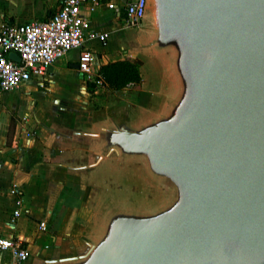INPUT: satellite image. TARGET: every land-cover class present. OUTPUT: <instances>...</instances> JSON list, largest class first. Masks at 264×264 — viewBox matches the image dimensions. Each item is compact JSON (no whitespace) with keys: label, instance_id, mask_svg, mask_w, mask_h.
Here are the masks:
<instances>
[{"label":"water","instance_id":"obj_1","mask_svg":"<svg viewBox=\"0 0 264 264\" xmlns=\"http://www.w3.org/2000/svg\"><path fill=\"white\" fill-rule=\"evenodd\" d=\"M141 23L122 49L160 63L154 109L71 135L77 170L135 165L158 198L111 192L92 237L39 264H264V0H146Z\"/></svg>","mask_w":264,"mask_h":264},{"label":"crops","instance_id":"obj_2","mask_svg":"<svg viewBox=\"0 0 264 264\" xmlns=\"http://www.w3.org/2000/svg\"><path fill=\"white\" fill-rule=\"evenodd\" d=\"M59 2L40 0L31 13L21 16L8 0H0V11L11 19L20 17V21L43 19ZM109 9L106 4L93 10L82 8L92 29L108 32L105 40L86 39L82 48L70 50L74 56H68V51L50 64L44 86L32 78L4 90L11 91L15 101L10 111L0 108V116H4L0 120V235L19 238L30 254L25 260L16 261L5 250L0 252V264H39L40 258L53 251L69 254L80 249L94 234L110 193L123 189L126 177L141 180L137 166L125 167L114 159L86 171L77 170L86 154L84 145L72 140V132L95 130L115 116L122 103H129L134 115L143 116L154 109L151 100H157L166 88L156 58H146L135 51L128 55L122 49L118 35H113L122 28L118 12L112 9L108 17L101 12ZM82 49L96 54L95 68L99 73L101 64L122 57L138 61L139 83L122 88L108 86L101 95L94 96V83L86 81L76 66ZM65 76L73 80L65 83ZM156 80L160 83L158 88L154 86ZM25 106L28 111L19 113V107L24 110ZM13 183L20 187L18 195L9 192ZM15 208H20L21 214L13 224L10 216ZM41 220L46 222V229L39 228Z\"/></svg>","mask_w":264,"mask_h":264},{"label":"built area","instance_id":"obj_3","mask_svg":"<svg viewBox=\"0 0 264 264\" xmlns=\"http://www.w3.org/2000/svg\"><path fill=\"white\" fill-rule=\"evenodd\" d=\"M101 4L118 12L121 27L138 26L146 8V0H126L121 4L114 0H60L57 8L46 18L23 22L0 11V92L14 89L32 78H37L38 84L44 86L50 64L71 49L82 48L86 39L105 40L108 32L92 29L90 18L82 11L85 6L93 10ZM11 50L20 56L19 61L7 56ZM95 63L93 51H80L77 66L85 80L96 83L95 86H103V77L96 71ZM19 190L16 183L9 188V192L16 195ZM20 214L21 209L15 208L10 222L14 224ZM46 227V222L41 220L39 228ZM5 250H9L16 261L25 260L30 254L19 238L0 235V252Z\"/></svg>","mask_w":264,"mask_h":264},{"label":"rangeland","instance_id":"obj_4","mask_svg":"<svg viewBox=\"0 0 264 264\" xmlns=\"http://www.w3.org/2000/svg\"><path fill=\"white\" fill-rule=\"evenodd\" d=\"M8 1L13 7H15L14 9L18 8V10L17 11L15 10V11L17 14H20L22 16L23 7H20L22 5L21 0H8ZM101 12L103 14H106L104 17H108V16L112 15L113 10L109 9V10L101 11ZM14 19L17 21L22 20L20 17H16V16H14ZM141 25H142V23L140 22L138 26H141ZM138 26H136V27H122V28L118 29L116 32H113V35L114 34L118 35L120 43L126 45L127 44L126 42H128L130 40V36L132 35V32ZM101 45L103 46L102 43L100 44V47H101ZM67 55L68 56H74V51H70ZM106 57H108V55L105 56V58ZM102 77H103V83H102L103 86L99 85L100 86L99 87V86H95L96 83L93 84L94 85L93 89L97 90V92L93 93L94 96L99 95V94L101 95V93H103V91L106 89V87H108V84H107L106 80L104 79V76H102ZM64 78L65 79L63 81L65 83H70V80L72 79V77H66V76ZM58 82H60V80H58ZM61 83H63V82H61ZM9 92H11V91H4L0 94V108H6V109L8 108L7 111H10L13 108V103L15 101V97H13L12 94H9ZM54 103H53V105L59 106V104L57 102H54ZM92 104H94V103H92ZM28 109H29L28 106L27 107L25 106L24 110L21 107H19L18 111H19V113H22L23 111H28ZM0 120H4V116L1 115ZM11 120L13 121L14 118ZM125 174H127V172H125L123 174V177L125 176ZM134 184H135V186H137V189L135 190V192H131V187ZM124 187L127 189L128 192L124 191V193L121 192V194L119 195L118 201L122 202V203L129 202L128 199H130L132 201V204L139 205V203H143L145 201H147V203L154 202L158 198V194H154V189L150 185L146 184L144 181H142L140 179L136 180V178L130 179V177H128V178L126 177ZM123 195H124V199L122 200ZM149 201H151V202H149Z\"/></svg>","mask_w":264,"mask_h":264},{"label":"trees","instance_id":"obj_5","mask_svg":"<svg viewBox=\"0 0 264 264\" xmlns=\"http://www.w3.org/2000/svg\"><path fill=\"white\" fill-rule=\"evenodd\" d=\"M121 14L123 12L121 11ZM138 61L122 57L100 66V73L104 76L108 86L122 88L132 83L134 86L140 81Z\"/></svg>","mask_w":264,"mask_h":264}]
</instances>
